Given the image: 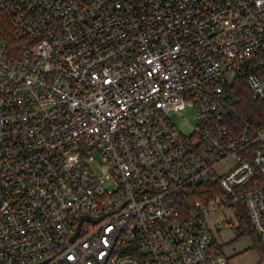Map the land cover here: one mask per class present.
Segmentation results:
<instances>
[{
  "label": "built area",
  "instance_id": "built-area-1",
  "mask_svg": "<svg viewBox=\"0 0 264 264\" xmlns=\"http://www.w3.org/2000/svg\"><path fill=\"white\" fill-rule=\"evenodd\" d=\"M0 12L23 41L0 37V264H230L209 220L240 204L264 246V130L230 102L238 77L264 94V0ZM186 106L188 135L169 117ZM206 184L185 212L168 199Z\"/></svg>",
  "mask_w": 264,
  "mask_h": 264
},
{
  "label": "trees",
  "instance_id": "trees-1",
  "mask_svg": "<svg viewBox=\"0 0 264 264\" xmlns=\"http://www.w3.org/2000/svg\"><path fill=\"white\" fill-rule=\"evenodd\" d=\"M0 37L6 42L12 53H17L23 41L18 37L9 23L6 16L0 12ZM230 102L234 114L233 120L237 117H242L250 124L260 130H264V94L261 96L253 95L249 84L242 78H234L230 84ZM212 189L216 187L210 184L202 185L196 188H186L179 190L169 196V201L177 205L181 211L185 212L192 207L193 201L196 199H203L206 195H210ZM237 217V233L238 235L249 234L252 237V247L256 249L259 259L264 257V246L260 243L259 238L253 230L249 217L240 204L235 208ZM216 252H221V244H215Z\"/></svg>",
  "mask_w": 264,
  "mask_h": 264
},
{
  "label": "rangeland",
  "instance_id": "rangeland-1",
  "mask_svg": "<svg viewBox=\"0 0 264 264\" xmlns=\"http://www.w3.org/2000/svg\"><path fill=\"white\" fill-rule=\"evenodd\" d=\"M173 125L185 135L192 132V127L196 122L195 112L191 106H186L181 111H173L169 114ZM89 155L92 156V165L97 175H101L98 164L103 163L101 155L96 150H90ZM106 188L111 187V183H104ZM231 216L233 225H228L227 221H219ZM209 224L214 233L215 240L221 244L223 254L229 257L231 264H255L259 258L256 249L252 247V237L249 234L238 235L237 221L231 212L226 209L215 213L209 220Z\"/></svg>",
  "mask_w": 264,
  "mask_h": 264
},
{
  "label": "crops",
  "instance_id": "crops-1",
  "mask_svg": "<svg viewBox=\"0 0 264 264\" xmlns=\"http://www.w3.org/2000/svg\"><path fill=\"white\" fill-rule=\"evenodd\" d=\"M217 222H219V221H221V219L219 220V219H217L216 220ZM214 241H215V244L217 243V244H220V243H218L216 240H215V238H214ZM221 252H222V250H221ZM223 253V252H222ZM258 254V253H257ZM225 255V254H224ZM226 256V255H225ZM227 258H228V260H229V257L228 256H226ZM259 260V258L257 259V261ZM256 261V262H257ZM229 262H230V260H229ZM231 264V263H230Z\"/></svg>",
  "mask_w": 264,
  "mask_h": 264
},
{
  "label": "water",
  "instance_id": "water-1",
  "mask_svg": "<svg viewBox=\"0 0 264 264\" xmlns=\"http://www.w3.org/2000/svg\"><path fill=\"white\" fill-rule=\"evenodd\" d=\"M83 217H84V216H83ZM85 217H87V216H85ZM77 231H78V226H77L76 231H75V233L73 234L72 238L76 235Z\"/></svg>",
  "mask_w": 264,
  "mask_h": 264
}]
</instances>
